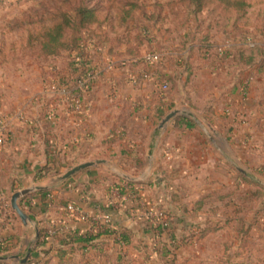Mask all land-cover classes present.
I'll return each mask as SVG.
<instances>
[{"label":"rangeland","instance_id":"374dc122","mask_svg":"<svg viewBox=\"0 0 264 264\" xmlns=\"http://www.w3.org/2000/svg\"><path fill=\"white\" fill-rule=\"evenodd\" d=\"M262 1L249 0L256 11L249 10L248 15L236 24L237 28L232 29V21H228L234 20V16L228 14V16H223L222 8L217 3L210 4V8L203 12L194 13L193 9L185 7L179 0H0V127H5V133H8L6 137L8 136L10 141L12 133L9 131V126L14 122L23 125L33 117V121H38L46 131L45 125L48 122L46 113L58 116L59 109L62 108L68 112L67 119H62L65 120L64 126L72 125L71 120L74 119V116L69 113L73 110L72 103L62 96L61 91L65 85H68L67 81L71 78L68 77L67 69L70 67L75 53L70 50V46L56 57H47L44 54V47L45 49L46 46L53 48L52 46L62 39L60 32L72 33L77 28L76 21H74V10L81 5L96 10L97 23L83 31L79 37L81 43H85L87 40L95 42L96 49L90 55L94 63L96 62V70L102 71L97 83L86 95V98L89 94L93 95L96 90L104 91V87L107 85L113 88L115 85L111 83V80L116 79L115 75L119 73L127 75L123 80L125 85L138 91L141 89V84L144 83L143 74L138 69V66L142 65L129 63L130 60L156 50L165 54V61H168L171 58L170 52H177V49L184 51L190 44L191 47L199 48L204 45L203 43L214 46L216 43H221L229 45L231 50L223 55L224 59H218L217 55L221 54L217 52L216 48L211 49L206 54L207 56L201 54L198 59H195L197 63L194 62L190 67L178 64L173 60L164 63L161 67H147L148 72L155 76L171 75L176 79L177 88L173 94L175 97L173 106L177 110L187 114L193 109L201 108L207 101V91L204 90H209L214 85L223 86L225 84L227 86L229 84L226 89L232 91L234 88L239 90L245 85L244 82L249 81L252 83L251 87L247 88L248 90L255 87L254 80L259 78L260 81L256 83V89L261 90L264 88V0ZM130 3H135L136 7L134 6L132 9ZM128 11H130V16L129 19L126 17L127 20L124 17ZM223 21L229 24L228 27H231V31L226 33L222 30L220 26ZM66 23L67 25H63ZM59 25L63 27L60 28ZM210 31L215 34L212 36L213 41L205 38ZM219 36H222L220 42L215 41V38ZM69 39L70 36L66 35L67 44L70 42ZM249 43H255L257 46V49L251 52L253 59L248 61L247 57L241 59L239 56L240 62L234 61L232 58L235 56V52L240 48H246ZM237 54L238 52H236ZM206 59L211 60L207 61ZM211 61L213 62L211 63ZM122 62L126 65L123 66ZM112 63L115 64L113 69L108 68V65ZM210 63L212 65H209L208 68L211 70H207L206 65ZM186 67L189 69L187 70ZM166 70L169 72H165ZM189 72L190 76H188ZM209 73L211 76L213 74L218 76L216 81L198 83L201 75H209ZM131 75L139 76L141 84L132 85ZM170 84L167 90H163L170 92L172 83ZM125 88L123 86L122 89L125 90ZM193 92L195 96H191ZM243 97L249 98V95H243ZM86 98L84 103L87 105ZM140 98L141 94H135L131 102H122L123 105L120 107L124 111L130 108H140ZM104 101L105 99L101 98L98 106L102 108L117 107L116 102L114 106H110ZM212 107L214 106L212 105ZM215 107L222 112L225 111L223 104L218 103ZM20 115H23V118H20ZM127 123L133 129L129 137L131 141L136 138V131H139L137 135L141 138L149 137L147 131H144V127L138 129V121L137 124L129 120ZM56 127L57 124L53 125V131ZM48 129H51L50 125ZM132 149L135 154L133 156L139 158V149L137 147ZM25 150L26 148L22 147L17 152V157L11 158L12 163L7 162L10 161L9 152H0V163L3 168L0 172L3 183L0 190L5 194V198L0 201L2 208L5 203L10 202L11 193L19 183L20 174L17 171L21 170L23 164H26L22 162ZM112 152L113 154L111 152L107 154L108 152L105 151L104 156L111 158L113 162L116 161L113 163L114 167L121 171L128 169V174L136 177L141 175L137 169L138 164L121 159L116 148ZM2 159H6V161H1ZM55 165L58 174H66L73 168L72 165H65L61 161H57ZM199 167L202 170L200 171L199 168L194 171L196 174L191 175L192 179L188 180L192 189H202L208 185L209 178H205L209 177L208 170L206 167ZM225 167V171H228V167L226 165ZM104 168L105 173L110 174V167ZM14 174L17 178L16 181ZM196 175L200 177L199 182L194 180ZM251 175L252 178H259L264 182V165L261 169L254 167ZM210 177L215 179L214 176ZM217 178L221 182L226 181V177L224 178L223 175L218 174ZM262 185L264 186V184ZM226 188L225 192L228 190ZM232 189L231 186L229 191L231 192ZM245 189L246 186L242 190L247 193ZM184 195L187 196L188 193H184ZM188 201L189 199L186 200V202ZM158 203L154 208L142 200L144 211L141 213L146 217L153 218L151 214L154 209L159 211L161 202ZM254 204L250 203V206L254 208ZM253 212L255 213V211ZM259 213L261 218L264 217V210L260 209ZM208 216L215 221L210 214ZM193 221L198 223L197 219ZM31 235L33 234L31 233ZM32 238L31 236L22 237L20 260L5 262L9 264L22 263L26 259L28 249L34 245ZM3 241L6 242L5 239ZM134 245L137 246V244ZM181 246L177 259H174L173 262L164 261L166 264H264L263 229L255 230L253 237H237L230 229L206 237L197 243H182ZM138 247L141 248L140 253L142 254H137L140 249L138 251L131 249L126 253L131 260H134L132 264H164L158 261V257L153 254L154 246H149L146 250H143V245ZM107 249L109 250L111 247L107 246ZM14 254H16V249L2 256L9 257ZM53 264H56V261Z\"/></svg>","mask_w":264,"mask_h":264},{"label":"crops","instance_id":"0c3cea01","mask_svg":"<svg viewBox=\"0 0 264 264\" xmlns=\"http://www.w3.org/2000/svg\"><path fill=\"white\" fill-rule=\"evenodd\" d=\"M258 2L263 1L258 0ZM251 10L252 12L256 11L254 7ZM207 35H209V40L213 41L212 36L215 34L210 31ZM221 37L215 38V41L220 42ZM191 46L190 44L184 51L177 49V52H170L171 58L168 61H176L178 57L190 67L201 54L207 56V53L201 50V47ZM215 46L221 47L224 45L216 43ZM223 55H217V58L224 59ZM211 63L205 64L207 70H211L208 68L209 65H212ZM138 67L143 74L144 81L143 84L140 83V90L135 91L133 87L125 85L126 83L123 80L127 76L126 74L119 73L115 75L116 79L111 80V83L115 85H113V88L107 85L104 87V91L96 90L93 95L90 96L89 94L90 97L86 98L87 111H85L84 116H77L73 110L69 112L74 116V119L71 120L72 125L69 127H65V120H62L63 118L67 119L68 116L67 110L63 108L59 109L58 116L55 114V118L51 120V129L46 131L43 130L38 121H33V117L29 120L30 123H25L24 126L18 122H14L9 126L12 139L9 142L6 140L5 149L8 150L10 159L7 162L12 163L11 158L17 157V151H20L22 147L26 148L22 157V162L26 164H23L21 170L17 171L20 174V180L19 183L16 182L17 185L15 184V190L11 193V197L18 191L34 186L45 187V190L54 189L51 194L53 202L50 205L37 195L40 191L25 197L28 198L27 200L23 198L20 201V204L23 201L25 208L28 210L25 211L38 223L39 229L46 224L48 227L51 225L62 226L79 236L95 237L101 230L92 225L88 216L98 214L100 211L99 205L117 211L114 217L117 226H125L129 225L132 219L135 220L134 218L137 219L136 221L146 218V215L141 213L144 211L142 208L144 204H141L142 200L148 206L150 204L155 208L159 204L158 202H162L167 195L181 190L183 194L188 193L186 200L189 199V201H184V207L187 206L191 210L193 201L198 200L202 195L216 191L225 192L226 187V190H230L239 174L264 184L259 178H252L251 175L254 167L261 169L264 165V88L261 90L256 89V83L260 81L259 78L254 80L255 87L247 90V95H249L247 99L243 97L241 88L239 90L234 88L232 91L226 89L229 84L227 86L225 84L223 86L214 85L209 90H204L207 91L205 105L193 109L187 114L183 112L181 115L172 118L163 128H160L159 126L166 117L177 110L173 106L175 97L173 96L172 100L160 96V92L157 91V80L160 77L147 70V67L154 66L142 65ZM165 72L169 71L166 70ZM212 76L210 73L209 75H201L198 83L216 81L218 76L215 74ZM251 83H249V86ZM123 86L126 87L125 90L122 89ZM138 93L141 94L138 111L136 108L124 111L120 107L123 105L121 103L131 102L135 94ZM191 96H195V93H191ZM101 98L105 99L104 102L110 106L117 103V107H99L98 104H100ZM218 103L224 105L225 111L222 112L215 107ZM206 106L208 108H205ZM63 107L65 106L63 105ZM46 115L48 118L49 114L46 113ZM177 119H180V121ZM128 120L136 124L138 121V129L144 127V131H147L149 137L141 138L137 135L139 131H136V138L131 141L129 137L133 129L130 125L128 126ZM56 124L57 127L53 131L52 127ZM46 132L51 136L52 149L57 154L55 158H57V161L64 162L65 165L70 164L74 168L75 165L78 166L97 160H106L113 165L116 161L113 162L111 158L104 156V152L113 154L112 151L116 148L121 159L138 164L137 169L142 175L138 176L141 178L140 183H154L156 178L165 179V183L135 187L121 183L127 192V194H122L112 184L118 176L113 173L111 168L110 174L104 171V167H109L108 165H99L83 170L70 178L72 180L67 184H64L67 180H61L65 173L58 174L57 170L51 173L52 176L49 175L46 179L36 182L35 177L39 170L46 165L49 159L53 158L52 151H46L43 141ZM134 147L139 149L138 157L140 160H136L137 157L133 156L135 155L134 149H132ZM102 151L103 153L99 154ZM130 151H132L131 154H129ZM0 152H2V147H0ZM1 161H6V159ZM1 165L0 163V172L3 170ZM140 165L143 166L142 169L139 168ZM225 165L228 167V171H225ZM199 166L206 167L208 170L209 177H205L209 178L207 180L208 185L202 189H192V185L188 180L189 178L192 179L191 175L195 173L194 171L199 170V168L200 171L202 170ZM118 170L121 173L130 175L127 172L128 169ZM218 174L223 175L224 178L226 177V181H219ZM130 176L136 177L134 175ZM196 176L194 180L199 182L200 177L199 175ZM210 176H214L215 179ZM14 178L16 181L15 174ZM2 184L0 176V187ZM245 186V190H247L245 192H249L250 186L242 184V189ZM129 191L135 195L132 197V193ZM138 197L141 199L140 203H134V199H138ZM3 198H5V194L0 190V201ZM65 202L76 203L81 212L77 216L68 215L63 207L59 206ZM126 209H134L132 218L127 217L124 212ZM208 217L207 213H203L195 220L204 223ZM188 220L192 221L193 219L188 218ZM29 236H34V230L25 229L20 218L13 210L6 215L0 204V237L5 239L8 244L7 247L12 246L10 247L13 248L11 252L16 249V254L9 257H18L10 260L21 259L22 237ZM52 245L59 247L57 241H53ZM81 250V246H73L62 252H56V255L64 259L78 260L83 256ZM93 252V249L89 250L87 256H90ZM29 253L30 251H28Z\"/></svg>","mask_w":264,"mask_h":264},{"label":"trees","instance_id":"16d2710c","mask_svg":"<svg viewBox=\"0 0 264 264\" xmlns=\"http://www.w3.org/2000/svg\"><path fill=\"white\" fill-rule=\"evenodd\" d=\"M179 1L182 5H185V7L193 9L194 13L203 12L205 9L210 8V4L217 3V5L222 8L223 16H234V20L228 21H232V29L237 28L236 24L240 23L253 7L249 0ZM134 6L135 3H130L132 9ZM95 11V9H89L83 5L76 8L74 10V21H76L77 28L72 31V33L60 32L59 34L62 39L55 46H52L53 48L46 46L45 49L44 47V54L47 57H56L63 50L71 46L70 50L75 54L70 67L67 69L69 72L68 77H71L67 83L68 85H73L71 87L72 90L75 88V83L78 78L86 75L90 70L96 69V62L94 63L90 55V53L96 49L95 42L87 40L85 43H81V38L79 37L83 31L97 23ZM129 16L130 11L126 12L124 19H127ZM225 23L226 22L223 21L220 27L227 33L231 31V27H228L229 24ZM63 25H67V23ZM59 27L62 28L63 26L59 25ZM144 32L146 33L145 30ZM66 35L70 36L69 44L66 43ZM206 39L209 40V35H207ZM203 44L204 45L200 47L205 53H208L214 48H216V50L218 49V47L214 45ZM255 49H257L256 45L253 47L240 48L236 51L238 52L237 55L235 52L233 60L239 63L240 56L241 59L247 57L248 61H251L253 59V54L251 52ZM166 62L167 61L164 59L156 67H161ZM175 62L186 66V62L182 59H176ZM188 69L189 67L187 70ZM59 73L60 71L57 74L59 75ZM188 76H190V72ZM170 83H172L170 92L164 91L162 88L164 86L168 87ZM157 88V91L160 92V96L164 99H172L175 89L177 88L176 79L171 75H161L160 79L157 80ZM177 120L180 121V119ZM47 121V125H45L46 130H48V126H51L52 123L48 118ZM6 134L8 135L7 132ZM6 140L7 142L9 141L8 136ZM51 140L50 134L46 132L43 141L46 146V151H52L53 158L49 159L46 165L39 170L35 177L36 182L46 179L51 173L57 170V166L55 165L57 163V158H55L57 154L54 152V149H52ZM7 142L2 146V153L5 151L8 152V150L5 149ZM131 152L132 151H130L129 154H131ZM136 160H140V158H136ZM139 168L142 169L143 166L140 165ZM71 180L72 179L65 181L64 184L69 183ZM114 181L115 185L112 183L113 187H116L118 192L122 194H127V192L122 187L121 183H125V185L131 187L150 186V184L160 185L165 183V179L163 178H156L154 183L149 184L148 182L131 183L118 177H116ZM242 184H248L250 186V191L244 193L241 190ZM53 191L54 189H47L45 191H40L37 195L50 205L53 200H48V196L51 195ZM134 195L135 194L132 192V197ZM27 199L28 198H25L24 200ZM185 200L186 196L181 190L177 193L172 192L161 202V205H159V213H156L153 218L146 217L142 218L140 221H136L137 219L134 218L135 220L132 219L131 223L125 226H117L114 219L117 211L113 208H105L99 205L101 213H109L112 216V222L106 225V227H103L95 237H82L71 230L64 229L62 226L48 227L46 226L47 224L43 225L40 229L39 240L33 245L30 250V257L24 264H53L54 261H56V264H88V261L89 264H132L134 260H131L128 254L126 255L127 251L131 249L138 251L140 249L137 253L140 255L142 254L140 253L141 248L138 246L142 245L143 250L148 249L149 246H154L153 254L158 257V261L166 264L165 262H173L174 259H177L178 253L182 248V243H197L204 240L206 237L230 229L234 231L237 237H253L255 230H264V217L261 218V214L259 213L260 209L264 210V186L257 181L244 177L242 174L238 175L231 192L229 190L226 192L216 191L202 195L198 200L193 201V208L191 210H189L187 206L184 207ZM140 201L141 199L139 197L138 199H134V203H140ZM70 203L71 202L61 203L59 206L66 210ZM250 203H255L254 208L250 206ZM20 205L24 210H27L23 201ZM133 210L134 209H126V211H124L128 218H132ZM253 211H255V213ZM203 213L210 214V216L216 220L213 221L208 217L204 223H195L193 220ZM188 218L193 220L189 221ZM181 232L182 234H180ZM53 241H57L59 247H54L52 245ZM134 244H137V246ZM6 246V242L0 244V256L10 253L13 249ZM73 246H81V251L83 252L81 259H64L56 255V252H62ZM107 246H110L111 249L108 250ZM92 249L94 250L93 254H96L87 256L89 250ZM0 264L9 263L0 261Z\"/></svg>","mask_w":264,"mask_h":264},{"label":"built area","instance_id":"2783aa9c","mask_svg":"<svg viewBox=\"0 0 264 264\" xmlns=\"http://www.w3.org/2000/svg\"><path fill=\"white\" fill-rule=\"evenodd\" d=\"M254 45H255V43H249L247 47H253ZM230 50H231V48L229 45H224V46L218 47L217 52L220 54H226ZM164 59H165V54H163L160 51L153 50V51H149V52L143 54L139 58L130 60L129 63H133L136 65H143V66L144 65L145 66H157ZM176 59H178V57ZM180 59L181 58H179L178 60H180ZM122 63H123V66L126 65V63H124V62H122ZM113 65H115V64L112 63L111 65H108V68L113 69ZM96 69L90 70L86 75L78 78L77 82L75 83V88L73 90L71 88L73 85L72 86L71 85H65V87L61 91L62 96L64 98H66L67 100L71 101L72 107H73V112L77 116L82 117L85 115V111H87V105L84 103L86 95L89 93V91L92 89V87L95 86V83H97L96 81H98V79L100 77V73H102V71L99 72ZM130 82L132 85H135V86L139 85L140 84L139 76L131 75L130 76ZM244 84L245 85H243L241 87V92L243 95H247V93H248L247 88L249 86V81H246V83L244 82ZM162 89L167 90L168 87L164 86ZM20 118H23V115H20ZM48 118L50 120H53L54 115L49 114ZM6 139H7V137H6V133H5V127H0V147L3 146ZM129 192H131V191H129ZM51 198H52V196L49 195L48 199H51ZM10 211H12L11 204H10V202H7V203H5V205L3 207V212L7 215V213H9ZM65 212L70 216H77L78 213L81 212V209L77 207L76 203L72 202L68 205ZM156 213L158 214L159 211L154 210L153 214H151V215H153V217H154L156 215ZM88 219L91 221L92 225L94 227H96V229H100V230H102L103 227H106V225H109L112 222V216L109 213H101L100 211L96 215L88 216ZM50 227H54V225H51ZM2 243H4V241L0 237V244H2Z\"/></svg>","mask_w":264,"mask_h":264},{"label":"water","instance_id":"95a60500","mask_svg":"<svg viewBox=\"0 0 264 264\" xmlns=\"http://www.w3.org/2000/svg\"><path fill=\"white\" fill-rule=\"evenodd\" d=\"M181 114H182V112L179 110L173 111L172 113H170L166 117V119L161 123V125L159 127L163 128L172 118L179 116ZM99 165H108L115 175L125 179L128 182H131V183H140L141 182V178L133 177V176L121 173L116 167H114L111 163H109L106 160H97L95 162H88V163L78 165V166L74 167L73 169L69 170L65 175H63V177H61V180L62 181L68 180L83 170L89 169L91 167H96ZM45 189H46L45 187H41V186L30 187L28 189H24V190H21V191L14 193L11 197V200H10V204H11V208H12L13 212L20 218L25 229H27V230L33 229L34 230V236L32 238L33 243H36L39 240L40 229H39L38 223L35 220H33L32 217L24 209H22L20 207V201L23 198L27 197L28 195H30L36 191H42ZM31 249L32 248H30L29 251ZM29 256H30V253L26 256V259H24L22 261L23 264L28 261ZM16 258H18V257H16V256H14V257L0 256V261L5 262L7 260L16 259Z\"/></svg>","mask_w":264,"mask_h":264}]
</instances>
